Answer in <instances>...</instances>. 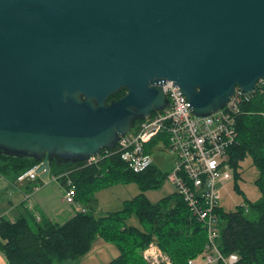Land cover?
<instances>
[{"label":"water","instance_id":"obj_1","mask_svg":"<svg viewBox=\"0 0 264 264\" xmlns=\"http://www.w3.org/2000/svg\"><path fill=\"white\" fill-rule=\"evenodd\" d=\"M259 79L264 0H0V150L41 176L165 108V80L203 116Z\"/></svg>","mask_w":264,"mask_h":264},{"label":"trees","instance_id":"obj_2","mask_svg":"<svg viewBox=\"0 0 264 264\" xmlns=\"http://www.w3.org/2000/svg\"><path fill=\"white\" fill-rule=\"evenodd\" d=\"M125 92L126 88H121L108 100L118 98ZM240 106L241 112L237 114L235 122L237 141L227 152L233 172V189L239 194L243 193L238 184L242 171L240 163L250 157L258 172L254 182L260 196L248 205L243 201L247 206L246 211L241 205L231 211H225L220 204L216 207L217 242L222 253L237 254L236 264H264V90L256 91ZM141 120L135 119L134 126ZM155 141L153 139L149 144ZM149 144L145 149L151 152ZM40 161L5 154L0 150V175L17 186V175ZM83 163L51 156L49 172L58 176L69 170L76 188L75 197L82 199H92L91 194L98 188L122 180L137 182L141 191L124 200L120 209L108 210L100 215L78 204L83 210H76L63 222L52 221L36 208L26 207L15 217L0 216V255L3 264H69V260L84 255L94 239L114 243L119 249V253L104 264H148L142 250L152 239L157 241L174 264H188L189 258L203 250L205 227L191 213L180 194L174 191L156 201H151L145 194L147 190L159 186L168 170L161 171L153 163L144 171L134 172L117 155L103 158L97 163ZM58 179L63 183L64 178ZM30 190H24L22 194Z\"/></svg>","mask_w":264,"mask_h":264},{"label":"built area","instance_id":"obj_3","mask_svg":"<svg viewBox=\"0 0 264 264\" xmlns=\"http://www.w3.org/2000/svg\"><path fill=\"white\" fill-rule=\"evenodd\" d=\"M160 87L168 99L167 106L142 118L130 131L120 135L113 147L102 148L99 154L91 155L83 164L97 163L103 158L117 155L130 170L141 172L154 162L146 146L153 139H156L154 144H157L161 137H165L172 156L166 179L174 185L175 191L182 196L191 213L206 230L203 250L189 258L188 264H236L237 254H224L218 246V217L215 211L220 204V189L233 176L227 152L237 141L235 122L237 114L241 112L240 104L249 100L256 91L264 90V79L257 80L250 92H243L236 87L223 107L203 116L192 113L190 102L172 80H165L160 83ZM41 163L18 174L15 179L17 186L36 181L45 171V168L37 171ZM56 177L64 178V200L73 203L76 188L69 170ZM43 184L45 182L36 184L32 190L22 194V203L26 208H35L33 192ZM238 205L247 210L244 202ZM76 209L83 210L80 205H76ZM35 213L39 218L38 212ZM145 249L148 250L143 251L142 255L148 264H173L167 255H162L156 242L150 241Z\"/></svg>","mask_w":264,"mask_h":264},{"label":"rangeland","instance_id":"obj_4","mask_svg":"<svg viewBox=\"0 0 264 264\" xmlns=\"http://www.w3.org/2000/svg\"><path fill=\"white\" fill-rule=\"evenodd\" d=\"M160 139L161 141L157 144L151 143L149 146L151 154L154 158V163L161 171H166L171 165L172 156L167 148L165 137H161ZM240 165L242 167V171L241 179H239L238 184L243 193L239 194L233 189V176L219 191L220 206L225 211L234 210L235 207L243 201H245L248 205V203L256 201L260 196V192L254 182L258 172L256 167L252 164L251 158L246 157L240 163ZM229 169L232 168L229 167ZM41 182H45L43 186H46H41L40 189L42 187L43 188L41 190L39 189L36 196L41 192H45L43 198L40 200L43 214L52 221L58 222H63L70 218V216H72L77 210L76 205L78 204H81L89 210L92 209L97 215H100L108 210L120 209L124 200L132 198L141 191L137 182L122 180L121 182L113 183L107 187L98 188L93 192V194H91L92 199H82L81 197L76 196L75 202L69 203L64 200L65 191L62 186V180L58 179L51 171L46 176H43V178L40 175L38 176L35 183L39 185ZM174 191V185L168 181L166 177H163L159 186L147 190L145 194L151 201H156ZM151 241L157 243L155 239H152ZM158 247L160 248L159 245ZM145 248L142 250V253L143 251L145 252V250H148ZM160 250L163 256L167 255L170 258V256L165 251H163L161 248ZM118 253L119 249L114 243L105 241L103 242V240L99 241V239H94L89 250L84 255L75 259H71L68 261V263L104 264L112 257H115ZM1 259L2 256L0 255V262L3 264L4 260Z\"/></svg>","mask_w":264,"mask_h":264},{"label":"crops","instance_id":"obj_5","mask_svg":"<svg viewBox=\"0 0 264 264\" xmlns=\"http://www.w3.org/2000/svg\"><path fill=\"white\" fill-rule=\"evenodd\" d=\"M35 185L36 183L33 181L24 182L21 186L17 187L13 182L9 183L6 178L0 175V216L5 215L12 218L20 214L21 211L25 210L24 203H22V191L30 190ZM45 186L46 185L43 187ZM39 189L33 192V201L37 211L44 215L40 200L43 198L45 192H41L36 196Z\"/></svg>","mask_w":264,"mask_h":264},{"label":"flooded vegetation","instance_id":"obj_6","mask_svg":"<svg viewBox=\"0 0 264 264\" xmlns=\"http://www.w3.org/2000/svg\"><path fill=\"white\" fill-rule=\"evenodd\" d=\"M50 158V157H49ZM48 161H49V159H48Z\"/></svg>","mask_w":264,"mask_h":264}]
</instances>
